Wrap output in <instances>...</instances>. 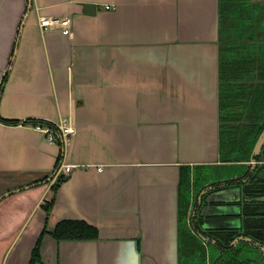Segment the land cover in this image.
Here are the masks:
<instances>
[{
    "label": "crops",
    "instance_id": "1",
    "mask_svg": "<svg viewBox=\"0 0 264 264\" xmlns=\"http://www.w3.org/2000/svg\"><path fill=\"white\" fill-rule=\"evenodd\" d=\"M216 1L0 0V264H30L43 229L67 218L96 224L99 237L46 231L33 264L180 263L174 181L160 163L215 150L197 139L184 87L215 83L214 24L205 32L199 19L212 20ZM40 15L73 17L71 32L45 30ZM61 120L77 128L67 142L35 126ZM63 162L75 166L55 189Z\"/></svg>",
    "mask_w": 264,
    "mask_h": 264
},
{
    "label": "flooded vegetation",
    "instance_id": "2",
    "mask_svg": "<svg viewBox=\"0 0 264 264\" xmlns=\"http://www.w3.org/2000/svg\"><path fill=\"white\" fill-rule=\"evenodd\" d=\"M223 11L231 31L221 62L220 164L246 168L220 179L205 172L214 164L191 169L179 264H264V0H225ZM236 150L244 158L231 156Z\"/></svg>",
    "mask_w": 264,
    "mask_h": 264
},
{
    "label": "water",
    "instance_id": "3",
    "mask_svg": "<svg viewBox=\"0 0 264 264\" xmlns=\"http://www.w3.org/2000/svg\"><path fill=\"white\" fill-rule=\"evenodd\" d=\"M224 1L225 0L216 1L215 9L213 11V14H211L212 20L210 18L208 19V22H207L205 18L199 19L200 21L199 23H202L205 32H207L208 30L209 23L214 24V36L211 41L210 50L211 52L213 51L215 52L213 61L211 63L215 69V72H213V75L215 74L213 76V79H214L213 81L215 83L209 87H203V86L184 87L188 90V92L193 93L196 97V101H197L196 106H197V111L199 112L197 139L200 142L210 141L212 143L214 141V144L216 145L215 150H213L211 154V151L206 150L204 147L201 149L202 146L201 144H199V149L196 151H185V152L177 151L176 153L167 152L165 160L161 163L159 162L160 164L166 167L167 171L170 170V172H167V173L169 174L170 178H172L174 181L175 219H176V225H177V228L179 229V234H180V246H181V240H182V227H183V221L180 218V206H179V182H180V177H181V167L183 165H189L192 168L197 165H209L210 162H217V161L222 162V159H223L222 151H221V135H222L221 62L223 58V48L227 43L228 36L230 34L229 31H231L229 30V27L227 25V14L222 9ZM85 7H86L87 12L90 14L91 13L95 14L97 10V5L95 3H85ZM194 16L195 14L191 12L189 18L186 21V22H189V25L196 22L193 20ZM183 34H184V30H182V25H181L176 35V38L179 42H182V39L180 37ZM185 52L188 55L189 50L186 49ZM199 62L201 61L199 60ZM205 62L206 61H204L203 63L205 64ZM206 92H210V93L206 96ZM206 99L207 100L210 99V101L206 102ZM207 106L209 107V112L211 114V121H210V127H209L210 134L207 133V126H206V121H205V116H204L207 110L206 109ZM200 113L203 115L202 119L200 118ZM259 141H261V142H258L261 148L264 144V131L263 133H261ZM214 153H215V157L213 158L212 156ZM211 164L216 165V163H211ZM234 174H231V175H234ZM53 176L54 175L49 176L47 180L52 179ZM18 189H15V190H18ZM10 192L11 191H8L4 195H8ZM220 201H226V200L225 198L220 197ZM230 214H235V213H230ZM93 225H95L99 229V227L96 224H93ZM46 229L48 232L53 231L48 228ZM99 235H100V229H99ZM99 235L96 238H85V239L96 240L99 237Z\"/></svg>",
    "mask_w": 264,
    "mask_h": 264
},
{
    "label": "trees",
    "instance_id": "4",
    "mask_svg": "<svg viewBox=\"0 0 264 264\" xmlns=\"http://www.w3.org/2000/svg\"><path fill=\"white\" fill-rule=\"evenodd\" d=\"M223 9V8H222ZM6 78V77H5ZM4 88V80L0 85V95L3 92ZM1 118V116H0ZM43 124H50L57 128V125L55 122L48 121L47 123L40 122ZM196 167V166H195ZM58 169V168H57ZM191 169L192 167L189 165H183L181 167V177H180V182H179V206H180V218L183 221V218L181 217V195L185 194L183 191L184 186L190 181L191 179ZM67 174H60L58 179L56 180L55 184L53 187L55 189L58 188V186L66 179ZM54 197L50 200H48L47 205L45 206V210L47 215L50 214V211L53 206L54 202ZM184 225V221H183ZM183 228V227H182ZM47 229H43V232L41 233L39 240L36 245V254L37 256L35 257L33 255V259L30 264H33V262L40 257V244H41V237L44 232H46ZM48 232V231H47ZM54 236L57 238H76V239H85V238H96L99 235V229L91 224L90 222L84 220V219H63L60 222H58L56 228L51 232Z\"/></svg>",
    "mask_w": 264,
    "mask_h": 264
},
{
    "label": "built area",
    "instance_id": "5",
    "mask_svg": "<svg viewBox=\"0 0 264 264\" xmlns=\"http://www.w3.org/2000/svg\"><path fill=\"white\" fill-rule=\"evenodd\" d=\"M39 22L42 28L49 29L52 26H61L63 31L70 33L73 25V17L71 16H53V15H40ZM57 128L50 124L37 123L35 126L45 132L47 137L55 142L61 141L62 139L67 142L69 137L76 132L77 128L75 125L68 123L65 120L60 122H55ZM74 163L63 162L62 165L58 168L57 172H64L68 174L74 168ZM102 168V167H100Z\"/></svg>",
    "mask_w": 264,
    "mask_h": 264
},
{
    "label": "rangeland",
    "instance_id": "6",
    "mask_svg": "<svg viewBox=\"0 0 264 264\" xmlns=\"http://www.w3.org/2000/svg\"><path fill=\"white\" fill-rule=\"evenodd\" d=\"M231 156H234V158L236 159L237 157L244 158V155L240 150L231 152ZM245 168H246V165L240 164L239 162H233V163L223 162L219 165H213L210 168H207L205 172L207 174H212L214 179H220V178L231 176V174H234L235 172H241L245 170Z\"/></svg>",
    "mask_w": 264,
    "mask_h": 264
}]
</instances>
